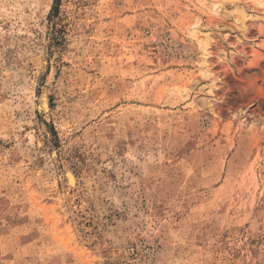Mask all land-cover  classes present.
I'll return each instance as SVG.
<instances>
[{
    "label": "rangeland",
    "instance_id": "rangeland-1",
    "mask_svg": "<svg viewBox=\"0 0 264 264\" xmlns=\"http://www.w3.org/2000/svg\"><path fill=\"white\" fill-rule=\"evenodd\" d=\"M0 264H264V0H0Z\"/></svg>",
    "mask_w": 264,
    "mask_h": 264
},
{
    "label": "bare ground",
    "instance_id": "bare-ground-1",
    "mask_svg": "<svg viewBox=\"0 0 264 264\" xmlns=\"http://www.w3.org/2000/svg\"><path fill=\"white\" fill-rule=\"evenodd\" d=\"M260 6L262 5V3H258ZM197 31H195L194 29L190 32V36H191V38H193V39H196L197 38ZM199 46H200V48H201V51H202V56H203V58L206 56V53H205V51H206V45H205V40H202V41H200L199 42ZM204 65V62H202V64H201V66H203ZM205 73V72H204ZM203 73V74H204ZM202 74V75H203ZM43 100H45V99H43ZM41 104H42V107H43V109H46V102L45 101H42L41 100ZM41 104H40V106H41ZM40 144V143H39ZM69 181H70V183H72V177H69Z\"/></svg>",
    "mask_w": 264,
    "mask_h": 264
}]
</instances>
